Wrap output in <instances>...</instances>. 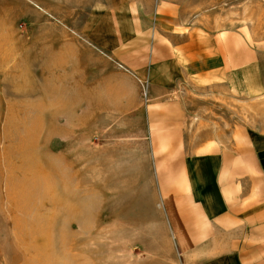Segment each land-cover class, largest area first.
Returning a JSON list of instances; mask_svg holds the SVG:
<instances>
[{"label": "rangeland", "instance_id": "374dc122", "mask_svg": "<svg viewBox=\"0 0 264 264\" xmlns=\"http://www.w3.org/2000/svg\"><path fill=\"white\" fill-rule=\"evenodd\" d=\"M172 31L263 48L264 0H0V264H187L150 138ZM173 90L197 125L230 113L225 92Z\"/></svg>", "mask_w": 264, "mask_h": 264}, {"label": "crops", "instance_id": "0c3cea01", "mask_svg": "<svg viewBox=\"0 0 264 264\" xmlns=\"http://www.w3.org/2000/svg\"><path fill=\"white\" fill-rule=\"evenodd\" d=\"M176 34L149 73L152 97L171 96L152 105L150 138L173 235L187 264H264V47L236 33ZM180 81L229 94V115L197 125L193 100L173 95Z\"/></svg>", "mask_w": 264, "mask_h": 264}, {"label": "bare ground", "instance_id": "6f19581e", "mask_svg": "<svg viewBox=\"0 0 264 264\" xmlns=\"http://www.w3.org/2000/svg\"><path fill=\"white\" fill-rule=\"evenodd\" d=\"M26 191H22V190H12V192L10 191V193L9 194H11V195H13V197L15 198V197H17V198H22L23 196H24V193H25ZM30 192V191H29ZM29 192H27V193H29ZM29 194H31V192L29 193ZM28 195V194H27ZM27 195H25V196H27ZM25 196H24V198H25ZM49 243H51V240L50 239H48V241L45 243V246L46 245H48ZM41 249V248H40ZM42 250V249H41ZM40 253V252H39Z\"/></svg>", "mask_w": 264, "mask_h": 264}]
</instances>
